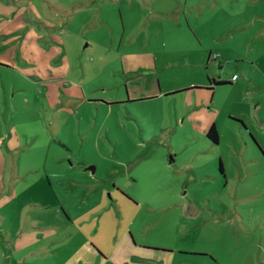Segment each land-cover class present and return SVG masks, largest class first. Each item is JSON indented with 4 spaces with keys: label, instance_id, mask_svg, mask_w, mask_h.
Segmentation results:
<instances>
[{
    "label": "rangeland",
    "instance_id": "obj_1",
    "mask_svg": "<svg viewBox=\"0 0 264 264\" xmlns=\"http://www.w3.org/2000/svg\"><path fill=\"white\" fill-rule=\"evenodd\" d=\"M183 9L0 0V264H264V0Z\"/></svg>",
    "mask_w": 264,
    "mask_h": 264
},
{
    "label": "crops",
    "instance_id": "obj_2",
    "mask_svg": "<svg viewBox=\"0 0 264 264\" xmlns=\"http://www.w3.org/2000/svg\"><path fill=\"white\" fill-rule=\"evenodd\" d=\"M188 2H189V0H130L131 5L132 4H138L139 5V9L141 11L144 10L147 13L150 12L149 14H151V13L152 14H157V15H160V17L164 16V18L165 17H173L176 20L179 19L182 15L186 14L184 12L183 5H186ZM259 17L260 18H264V15L261 14V15H259ZM262 21L264 22V20H262ZM43 52H46V51L44 50ZM218 54H219V56L215 59V58H213L212 50L205 51V49H204L203 50V57H204L203 58V62H205L206 56H207V62H210L213 59L214 62H217L220 66H222L223 65L222 61H218V60H219V58H222L223 55L227 56V54H226L224 49H222L220 53L218 52ZM140 55L141 54H131L130 56L127 57L128 61L131 64L130 68L132 69V71H130V72H138L137 70H141V69L142 70H149V69H146L145 67H138L137 65H135V61H138V59L141 57ZM125 58H126V56L125 57L123 56L122 65H123L124 69H125V66H124ZM139 64H140V62H139ZM141 64H144V63H141ZM141 64H140V66H144V65H141ZM3 67H5V66H3ZM9 68H11V67H9ZM252 69H253V73L256 74L257 72H259L262 69V67H260L257 63H253ZM150 70H152V69L150 68ZM234 74H238V73H234ZM233 75H232V77H233ZM262 75H263V81H264V74H262ZM208 77H210V76L208 75ZM232 77L228 78V79H221V80L232 81L233 83H235L240 78L238 76L237 80L233 81ZM251 79L252 78H250L247 81L249 82ZM253 81L254 82H252V85L259 86V84L257 83V81H255V79ZM200 85H202V86H200ZM203 85H204L203 81H193L191 83L190 87H187L186 89H183L181 91L173 92V93L186 92V91H189L188 89H190V88L201 87L200 89H197V90L193 91L195 93V101L196 102L194 103V105H192V106L190 105L191 109L189 110V112H185V115H184L185 117L182 119L183 122L186 120V118H188V116L191 117L190 119H192L193 116L195 115V113H197L198 111H204V112H205V110L208 111L207 110L208 106L206 104L207 102H209V104H213V101H212V98H211V95H210L211 93L206 95V97H202L201 96L199 91L202 90V89H205L209 84L207 82L206 85H204V86ZM263 86H264V84H263ZM149 89H151V83L150 82H148L147 89H145V88L143 89V94L147 95ZM190 97L192 98V96H190ZM204 112H201V113H204ZM237 116H239V115H237ZM239 117H241V116H239ZM241 118H243V117H241ZM189 123H192V120H189ZM197 124L202 126V132L206 136L208 130L210 129V127L213 124H215L217 126V121L215 120V118L213 116L210 115L207 118V120L205 121L204 124H203L202 121L197 122ZM217 129L219 131V125L217 126ZM219 133H220V131H219ZM219 141H220V139H219ZM0 153H2V155L4 156V152H3V149H2V143L1 142H0ZM221 172L224 173V168H223V170ZM99 258L101 259L103 257H101L99 255Z\"/></svg>",
    "mask_w": 264,
    "mask_h": 264
},
{
    "label": "trees",
    "instance_id": "obj_3",
    "mask_svg": "<svg viewBox=\"0 0 264 264\" xmlns=\"http://www.w3.org/2000/svg\"><path fill=\"white\" fill-rule=\"evenodd\" d=\"M208 82H209V85L205 88V89H208V90H213L214 89V86L216 85H220V84H233L232 81H227V80H221V79H217V78H211V77H208ZM201 87H193V88H190L188 90H197V89H200ZM243 125V121H240ZM207 139L209 141H211L212 143L214 144H218L219 143V139H220V135H219V131L217 129V126L215 124H213L210 129L208 130L207 132V135H206ZM220 169L221 171L223 170V165L221 164L220 165Z\"/></svg>",
    "mask_w": 264,
    "mask_h": 264
},
{
    "label": "built area",
    "instance_id": "obj_4",
    "mask_svg": "<svg viewBox=\"0 0 264 264\" xmlns=\"http://www.w3.org/2000/svg\"><path fill=\"white\" fill-rule=\"evenodd\" d=\"M218 56H219V54H218V53H216V54H213V58H215V59H216ZM238 76H239L238 74H234V75H233V77H232V80H233V81H236V80H237V78H238Z\"/></svg>",
    "mask_w": 264,
    "mask_h": 264
},
{
    "label": "water",
    "instance_id": "obj_5",
    "mask_svg": "<svg viewBox=\"0 0 264 264\" xmlns=\"http://www.w3.org/2000/svg\"><path fill=\"white\" fill-rule=\"evenodd\" d=\"M90 169H92V172L94 171V167H90Z\"/></svg>",
    "mask_w": 264,
    "mask_h": 264
}]
</instances>
